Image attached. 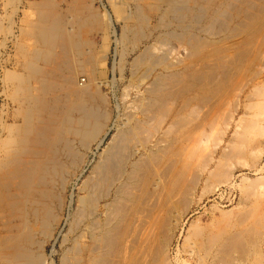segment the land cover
Masks as SVG:
<instances>
[{
  "label": "bare ground",
  "instance_id": "bare-ground-1",
  "mask_svg": "<svg viewBox=\"0 0 264 264\" xmlns=\"http://www.w3.org/2000/svg\"><path fill=\"white\" fill-rule=\"evenodd\" d=\"M94 1L73 0L67 6L69 18L66 20L58 14L56 0L36 3L34 19L22 32L33 40L32 46H17L23 72L7 71L3 75L6 83L13 84L10 96L18 104L15 112L22 123L8 126L7 137L0 140V264H56L53 260L47 262L46 245L66 219L65 210L74 202L71 196L66 203L69 185L78 181L89 167L91 172L79 189L81 196L76 201V209L72 215L69 212L70 223L63 237L64 250L59 264H172L168 256L170 244L176 231L181 234V218L194 204L196 186L202 179L211 178L209 175L216 182L229 177L226 160L223 161L226 164L216 165L209 172L212 160L206 148L212 132L209 136L199 128L203 133L191 138L190 132L195 128L192 121L198 118L183 112L193 111L196 105L192 104L204 105L206 110L218 97V104L227 106L226 113L228 108L234 110L224 115L225 119L220 111L225 125L234 122L249 82L264 77V0H132L135 11L125 19L134 18L136 23L126 26L119 42L137 49L139 45H147L151 34L158 29L173 28L180 33L168 32L165 38L175 41L185 53L176 63H169L165 55L155 56V44L151 45L153 49L144 46V52L133 60L132 66L140 67L147 77L155 69L160 72L150 82L147 93L144 91L147 98L139 103L140 118L117 125L100 160L93 163L87 159L88 154L94 156L103 147L111 129L108 115L95 107L103 104L97 93L100 83L90 78L89 84L80 88L75 78L82 72L94 76L89 68L97 57L95 44L88 36L100 35L104 55L106 38L116 37L112 16L106 11L96 13L92 7ZM187 3L191 4L190 8ZM117 12L116 9L114 13ZM186 20L189 25L184 26ZM150 23H154L155 29L151 33ZM61 65L65 69L58 80L59 74L54 68ZM33 82L39 86L35 90L31 86ZM251 88L250 105H243L264 114V84L256 82ZM254 98L257 100L251 103ZM184 99L178 109V103ZM206 117L207 114L201 115V120H207ZM65 135L75 138L82 149H75L71 140L65 141ZM182 137L192 140L183 145ZM249 140L243 143L250 144ZM253 147L249 148V156L256 157ZM220 155L229 159L237 154L230 150ZM261 180L262 177L243 178L241 190L245 202L253 197L251 188ZM244 184L250 188H244L247 187ZM236 210L232 216L231 211L222 212L207 223L210 226L212 222L221 223V227L224 223L222 230L208 234L209 239L204 241L209 242V247H215L221 259L215 260L220 264L240 263L231 258L232 250L241 252L242 236L246 234L255 233L258 238L251 246L254 248L250 247L251 254L259 258L264 247V232L254 231V227L251 231L246 226L233 232L225 229L233 219L234 227L245 224L250 209ZM188 226L184 245L190 253L199 255L200 242L192 240L202 237L203 226L196 220ZM214 226L211 229L207 226L210 233ZM214 228L221 229L217 225ZM260 258L259 264H264Z\"/></svg>",
  "mask_w": 264,
  "mask_h": 264
},
{
  "label": "rangeland",
  "instance_id": "rangeland-1",
  "mask_svg": "<svg viewBox=\"0 0 264 264\" xmlns=\"http://www.w3.org/2000/svg\"><path fill=\"white\" fill-rule=\"evenodd\" d=\"M39 1L40 0H0V140H3L7 137L6 129L8 126L20 125L22 123L21 118L18 115H16V112H15L16 109L18 110V104L13 100V98L11 97L12 95L10 96L12 89H13V84L8 83V82L6 83L3 80L4 79L3 75L7 71L23 72V60L20 57L19 53H17L18 52L17 46L20 44H22L25 48L27 45L32 46L33 40H31L28 36L23 35L22 32H23L24 26H26L30 21H32L34 19L33 18V8L35 7V4L38 3ZM72 1L73 0H56V4L58 6V14L63 18V20H66L69 18V12L67 11V6L69 4H71ZM147 2H150V1L147 0ZM187 6H189V8H190L191 4L187 3ZM92 7L96 13L104 14L106 11L109 15H111L112 20H113V22H112L113 27L115 28V31H116V37L110 36V37L106 38V43H105V46H106L105 52L106 53H105V55H104V51L101 49V46H100L103 43L100 35L99 34H90L88 36V38L89 39L91 38L90 40L95 44V52H96V57H97L96 63H92L91 64L92 66L90 67L91 69L89 68V70L94 71V76L91 74L88 75V73H86V72H82V73L78 74V76L76 77L77 79L75 78L76 85L80 88H83L87 84H89L90 78H92L94 80V82H96L98 84L100 83L99 89L97 90V93L103 99V104L102 105L97 104L95 107L98 108L99 110L105 111V113L108 115L107 116L108 117V125L111 129L109 136L107 137L103 147H101L97 152H95L96 155L94 154V156H93L92 154H88V156H87V159L89 161H93V163H94V162H97L100 160V155H103L104 148L107 146V143L109 142L111 137L113 135H115V132H116L115 130L118 128L119 125H121L122 123H124L128 119H131L134 117L140 118V113H139L140 107H138V106H140L141 103L143 101H145V99L147 98V94H146L147 92L146 91L150 87L149 85H151V83L154 82V79H156L155 76L158 75L160 72L159 69H155V71H153L151 73H147L148 74V77H147L146 74H144V71H142V69H140V67L137 68V67L132 66L133 60L140 53L144 52V46L145 47L148 46V47L152 48L155 44V46L153 47L154 49L152 48L154 50L153 52L155 53V56L157 55V57H162L161 55H163V57H164V55H165L164 58H166L169 63H171V62L176 63L175 61H179L181 59V57L184 56L185 52H184L183 48H180L175 41L170 40L168 38H165L167 36V34H170L168 32L178 33L179 30L173 29V28L172 29H164V27H162V28H160L154 32V30H155L154 29V23H152V24L150 23V26H149V33H151L150 31H153L154 33L151 34L152 38L151 37L149 38V41H147V45H144V46L139 45V47L137 49H134V47H132V45L130 46L126 43H120L119 41H120V36L122 34V31L124 29H126V26L130 27L131 26L130 24H133L134 22L136 23L134 18L131 20L125 19L127 14L129 15L130 13L135 11V8L132 5V0H95L92 4ZM116 9L118 12L114 13ZM186 24L189 25V21L186 20L184 26H186ZM107 32H108V30H107ZM179 33H180V31H179ZM199 37H203V34L199 33ZM155 38H156V41H155ZM151 45H153V46H151ZM165 46H166V49H165ZM158 47H160V48L157 49ZM57 52L58 51H56V53ZM177 53H179V58L177 56ZM64 69H65V67L62 65L54 68V70H56V73L59 74L57 77L58 80H60L59 77L61 76V73ZM248 78H250V77H248ZM262 78L263 79H260L259 81L254 80L251 83L249 82L248 87L244 90V92L241 96V107L239 108L238 112L234 114V122H237L235 125H234V122H232L230 125H225L224 115H227V113L229 114L230 112L234 113V110H232V108H230V109L228 108L227 113H226L225 111H226L227 106L225 105V107L223 106L225 109L223 111L224 112V114H223V112H222L223 107H221V105H219L218 101H217V100H219L218 97L213 99V101H212L213 104L211 102L210 108H208L209 106H207V109H209V110H207V109L205 110L204 105L192 104V106L196 105L193 107L194 113L192 110H189V111L186 110L185 112H183L184 115H187V112H188V114H193L194 115L193 119L198 118V119H195L192 121V126H193V128L194 127L195 128L193 130H191V132H190L191 138L193 136H195V137L199 136L201 133H203V132H201L202 130L208 134L212 132L211 133L212 136L209 134V136H211V137H209V146L206 148L209 151V156L212 160L210 162V166H209L210 171L209 172L213 171V169L216 165H219V164L221 165V164H224L225 162L226 163L228 162L227 164L226 163L225 164L227 166L229 165L230 171H229V177L226 178L227 180L224 179V181L216 182L213 179V177L209 175V177H211V178H209L207 180L202 179V181L199 182V184L196 186L195 191L193 193L194 204L187 211L188 213L186 212L182 216L183 218H181L182 219V226H180L182 228L181 234L176 231L175 237L171 241V244H170L168 256H169V259H170L172 264H216V263L220 264L218 262H220L219 260H221V259H220V257L217 256V251H216L215 247H213V248L209 247V244L207 245V243H209V242H204V241H205V238H206V240L209 239L208 234H210V236H211V234L214 235L215 233H217L223 229L224 223H223V226L221 227L220 226L221 223L216 222L217 227L219 226V228H221L218 230V229L214 228L216 226L215 222L214 223L212 222V226H214V225L215 226L213 227L214 231L212 230L213 232L210 233L211 231H208L209 230L208 227L211 229L212 226H210L211 224L210 225L207 224V223H211V221L213 220L212 218H218L222 212H229L230 213V211H231V216H232V214L234 215L236 213L235 212V211H237L236 208L239 209V207L240 208L245 207L246 209H250L249 215L247 216V218L244 222L245 224L243 226L240 227V226L236 225L234 227L233 225L235 224V220L233 219V220L229 221V223H227V224L225 223L226 224L225 229L233 232L236 229L241 230V229L248 228L251 231L252 228L254 227L256 229V230H254V228H253L254 231H257L260 233L264 232L263 231L264 230V223H263L264 222V201H263L264 200V121H263L264 120V116H263L264 114L261 112H257L256 109H254L252 106L251 107L250 106H247V107L244 106L246 103H249L248 97H249L250 91L253 89V88H251L252 85L256 82H258L259 85L264 84V77H262ZM83 79H84V82L80 83V81ZM31 86L34 88V90L39 87L38 83H36V82L31 83ZM250 88H251V90H250ZM247 94H248V96H247ZM193 96H194V94H193ZM256 100H257V98H254L251 103H254ZM185 101H186V99L181 100L178 103V109H179V105H182ZM139 103H140V105H139ZM243 103H245V104L243 105ZM247 105H250V103ZM197 106L199 108L201 106V108L199 109ZM242 106H244L246 109L249 107V109L246 110V109H244V107L242 108ZM134 107H136V108H134ZM194 108L198 111L195 112ZM205 108H206V106H205ZM211 108H213L212 112H210ZM215 109L218 110L216 114L218 115V113H219L220 115L217 116L215 114V112H216ZM220 111L223 115L222 118H224V119L221 118L222 115H221ZM202 112H204V113L202 114ZM196 113H198V114H196ZM209 113L211 115H209ZM206 114H207L206 118H207V120L208 119L209 120L207 121L205 119V121H202L201 115L203 116ZM253 114H254V116H253ZM196 115H199V116L196 117ZM214 115L217 117H215ZM210 116H212V117H210ZM217 118H219L218 119L219 121H217ZM220 119H221V121H220ZM243 119L245 120V122ZM213 120L217 123V127H216V124H215V126H213V124L215 123ZM222 120H223V124H222ZM241 120H243V121H241ZM251 120H253L254 122L252 121V123L250 125ZM208 122H210V123L213 122V123L207 124ZM238 122H239L240 126L238 125ZM207 125L208 126L212 125L214 128L211 126L208 127ZM247 127H249L250 129ZM199 128L200 129L203 128V129L200 130ZM211 128H212V130H211ZM215 128L217 131L215 130ZM243 128H245V129H243ZM196 129H198V130L196 131ZM194 131H196V132H194ZM197 134H199V135H197ZM242 135H244V138ZM245 135H246V138H245ZM247 135H249V136H247ZM63 138L65 141H68V142L71 140L70 143L73 147L75 146L74 147L75 149L76 148L82 149V147H80V145L78 144L77 140L75 138H73L72 136H66L65 135V136H63ZM189 138H183L182 137L181 143L183 145H185L188 142L190 143L192 139L190 140ZM185 139H188L190 141L185 142L186 141ZM248 139H250L249 141L250 142L252 141V142L250 144L244 142L245 143L244 144L243 141H246ZM247 145L248 146L250 145L251 147L254 146L253 148H255L254 150L256 152V155H255L256 157L252 156L253 154L251 156H249L250 146L248 147ZM230 150H233L234 155L237 154V155H235V157L234 156L231 157L233 159H231V158L226 159L224 157L223 158L221 157L220 154H223L224 152L227 153V151L229 152ZM80 152H81V150H80ZM220 160L222 163L220 162ZM223 161H225V162H223ZM90 172H91V168L89 167L86 169L84 175L80 179H78V181H73L67 189L66 196H65L66 203H68L70 201L71 196H72V199L74 202L71 205L70 209L67 208L65 210L64 215H65L66 219H64L62 221L58 230H56L54 232L53 237L50 240V243H48V245H46L45 256L48 259L47 260L48 263L50 262V260H53L56 264H59L61 254L64 250V248L62 247L63 237L66 235L65 233H67L66 231H68L69 223H70V221H69L70 219L67 220L68 216L70 215L69 212H71V215H72L73 212L75 211L76 205H77L76 201L78 199V196L79 197L81 196L79 189H80L84 179H86L90 175ZM257 177L258 178L262 177V180H261L262 184L259 181V183L258 182L256 183L257 184L256 186H253V188H251V189H253V191L252 190H250V191H252L254 193V195H253V197H251L249 200H247L245 202V200L242 198L243 197V190H241V187H243L242 186L243 185L242 184L243 178L244 179H254V178L256 179ZM244 186H247V184H244ZM244 188H250V187L247 186ZM251 210H253V211H251ZM255 210L258 212L257 215H258L259 220L257 218V215L255 214V212H256ZM252 215H254V216H252ZM262 216H263V218H262ZM252 217H253V219H252ZM194 220H196V222L201 227L203 226L201 228V230H202L201 236L202 237H200V238L195 237L196 239L192 238L193 240L191 239L193 243L196 241H197V243L200 242L198 244V245H201V249H200L201 251L199 252L200 253L199 255H196L197 253H190V251L188 250L189 248L188 247L186 248L184 245L185 231L189 227L188 226L189 223L191 221H194ZM256 220H257V222H256ZM251 221H252V223H251ZM258 221H260V222H258ZM257 223L260 225L258 226ZM251 224H253V225H251ZM205 226H206V228H205ZM231 227H232V229H231ZM204 228L206 230H204ZM216 230H217V232H215ZM252 234H254V235H250V234L244 235L245 238H243L244 236H242V239L244 241L241 240V249L244 250L242 247L244 245V248L246 250L245 255L247 254V256H244V253H243L244 251H242V250H241V252L232 250V252H233V253L231 252L232 255L230 253L231 258H233V260H234V258L236 260L237 259L239 260L240 263H238V264H255L256 260H257L256 264H259L260 261L258 262V259L260 257H262V259L264 260V247L261 250V256L259 258H258V255H255L254 253L251 254L252 250L250 249V247L254 246L256 244V242L258 241L257 240L258 238H256L257 235L255 233H252ZM1 235H2V231H1V227H0V236ZM252 236H253V239L251 240ZM242 241H243V243H242ZM251 241H253V242H251ZM247 242L249 245L247 244ZM205 246L209 247L208 250L210 249L209 251L206 252L207 254L204 253V251H206V249H207V247H205ZM251 248L253 249L254 247H251ZM247 250L250 252L249 254H248ZM241 254H243V255L240 258L239 255H241ZM248 255H249V257H248ZM210 256L212 257V259ZM255 256H257V258ZM216 257L219 259V260L217 259V262L215 260ZM251 258L254 259L253 260L254 262L252 261ZM243 259H244V261H242ZM262 259L260 258V260H262ZM211 261H213V262L215 261V262L213 263ZM260 264H262V263H260Z\"/></svg>",
  "mask_w": 264,
  "mask_h": 264
},
{
  "label": "built area",
  "instance_id": "built-area-1",
  "mask_svg": "<svg viewBox=\"0 0 264 264\" xmlns=\"http://www.w3.org/2000/svg\"><path fill=\"white\" fill-rule=\"evenodd\" d=\"M84 82V79L80 81V83H83Z\"/></svg>",
  "mask_w": 264,
  "mask_h": 264
}]
</instances>
